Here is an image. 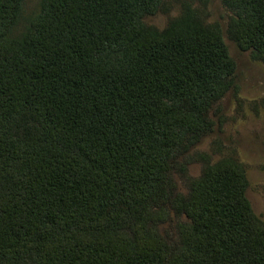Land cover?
<instances>
[{
	"label": "trees",
	"instance_id": "trees-1",
	"mask_svg": "<svg viewBox=\"0 0 264 264\" xmlns=\"http://www.w3.org/2000/svg\"><path fill=\"white\" fill-rule=\"evenodd\" d=\"M161 1L42 0L15 34L0 0V264H264L237 163L178 190L235 64L190 11L148 27ZM223 1L264 61V0Z\"/></svg>",
	"mask_w": 264,
	"mask_h": 264
},
{
	"label": "rangeland",
	"instance_id": "rangeland-1",
	"mask_svg": "<svg viewBox=\"0 0 264 264\" xmlns=\"http://www.w3.org/2000/svg\"><path fill=\"white\" fill-rule=\"evenodd\" d=\"M41 2L24 0L15 34L40 10ZM186 11L193 13L201 27L220 30L235 68L233 86L211 111L212 129L188 151L189 176L185 179L177 173L175 177L178 190L185 192L186 183L199 178L209 164L233 161L248 180L245 193L252 212L264 223V61L233 41L229 32L231 13L223 0H162L158 10L144 16L143 22L154 31H162Z\"/></svg>",
	"mask_w": 264,
	"mask_h": 264
}]
</instances>
